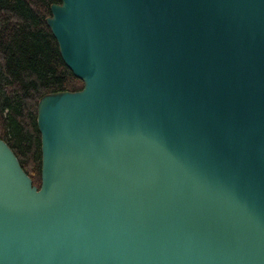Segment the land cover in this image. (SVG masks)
Segmentation results:
<instances>
[{"label":"water","instance_id":"1","mask_svg":"<svg viewBox=\"0 0 264 264\" xmlns=\"http://www.w3.org/2000/svg\"><path fill=\"white\" fill-rule=\"evenodd\" d=\"M83 82L37 105L41 183L0 139V264H264V0H60Z\"/></svg>","mask_w":264,"mask_h":264},{"label":"trees","instance_id":"2","mask_svg":"<svg viewBox=\"0 0 264 264\" xmlns=\"http://www.w3.org/2000/svg\"><path fill=\"white\" fill-rule=\"evenodd\" d=\"M53 3L60 0H0V139L38 188V101L45 94L83 86L64 64L46 25Z\"/></svg>","mask_w":264,"mask_h":264}]
</instances>
